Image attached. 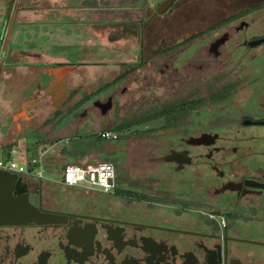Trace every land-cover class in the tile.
I'll return each instance as SVG.
<instances>
[{
	"label": "flooded vegetation",
	"instance_id": "af4514ba",
	"mask_svg": "<svg viewBox=\"0 0 264 264\" xmlns=\"http://www.w3.org/2000/svg\"><path fill=\"white\" fill-rule=\"evenodd\" d=\"M106 1L110 15L93 27L119 36L109 51L156 70L161 105L139 120L164 119L158 173L147 177L157 188L120 184L116 165L106 195L15 174L14 196H27L44 222L0 225V264H264V0H173L161 13L169 0L147 12L140 0ZM114 94L93 105L104 114ZM205 103L210 126L174 139L173 118Z\"/></svg>",
	"mask_w": 264,
	"mask_h": 264
},
{
	"label": "rangeland",
	"instance_id": "374dc122",
	"mask_svg": "<svg viewBox=\"0 0 264 264\" xmlns=\"http://www.w3.org/2000/svg\"><path fill=\"white\" fill-rule=\"evenodd\" d=\"M125 1L128 2L127 5H132L133 0ZM15 2V0H0V56L7 52V56L11 54L14 58H18L17 62L14 61L15 63H28L27 58L17 54H22V52L26 54L28 51H23L26 48L32 50L44 47L45 49L40 51L48 54L46 58L50 55L52 61L42 62L41 66L36 68L28 78L18 77L8 67L6 74L0 72V86L3 83L15 85L18 81L25 87L24 89L21 86L20 92L22 93L19 96L26 97L31 93L30 89H41L42 86L48 85L50 80H55L56 76L51 75L50 72H53L54 66L57 67L60 63L66 64L62 56L67 58V64L71 65H75V60L85 59L80 62L82 65L78 70H68L69 72L63 76L62 79L68 84L67 88L71 92H68V97L60 108L50 107L48 113L45 109V113L40 112V116H34L30 122L20 120L17 125L18 129L16 123L12 122L15 114L6 116L4 113L5 116L0 117V137L2 138L0 146H10L1 151L2 154L6 152L4 155L8 156L0 155V159L4 157L3 160L8 163L27 161L29 162L27 170L33 171V174L40 172L42 179L59 188L62 186L65 164L96 162H109L116 165V181L120 184L124 180H131V183L135 185L157 188V184H153L154 181L156 182L155 177L149 179L147 177L158 173L159 168L156 164L160 156V148L162 143L167 141L161 139L162 134H159L161 127L165 124L164 119L157 118L121 131L112 130L121 123L138 120L142 116L155 113L157 108L155 103L158 106L161 105L158 102L161 91L155 87L156 70L154 67L149 63L139 68L120 64L124 60L116 57L118 52L111 53L108 43L100 42L99 39L97 41L95 32L94 34L89 33V19L86 17L79 19V15L73 18L77 10L72 7L76 6L77 1L63 4L62 0H51L53 8L50 10L40 4H27V2L20 4L19 8H26L28 11L23 13L28 19L27 24H14L6 43L8 26L12 21L16 6ZM154 2L155 0L136 1L138 6L136 9L138 12L140 9L146 12L150 9L155 10ZM7 6L10 7L9 13L8 9L6 10ZM123 8H126V3L123 4ZM19 12L17 16L22 14ZM130 13L135 15L133 10ZM92 29L94 31L103 30L97 27ZM129 32H132L129 36L137 37V26L130 27ZM152 32H155V26H152ZM137 44L138 42L135 45ZM131 48L130 54L137 56V46ZM58 59L63 61H57ZM129 61L125 60V62ZM43 65L45 71H43ZM3 66H7L6 59L3 61ZM133 67L131 74L126 79L120 80L121 73ZM177 76L175 80L172 79L168 83V86L174 85V90L176 86L181 85L180 75ZM114 81L117 83H113L112 87L109 86ZM123 88L127 89L124 93L121 92ZM112 90L115 92L112 107L102 114L93 103L94 101L104 103ZM3 93L0 98L5 100L7 95H5L6 92ZM13 95L15 96V93ZM174 96L175 93L172 98ZM12 100H18V98H12ZM206 107V103L201 104L193 112L184 110L185 113H182L180 117L173 118L178 126L175 125L174 129H177V132L172 137L176 139L180 133H191L209 127L210 120L212 123L213 119L209 117ZM4 110L6 109H2ZM214 127L217 126L213 125L211 128ZM102 133H108L109 136L106 142L99 143L96 139ZM32 159H36L37 162L31 163ZM68 189L82 190L87 194L106 195L85 188ZM173 192L185 194L187 189H180L176 186ZM73 193L78 194L79 192L73 191Z\"/></svg>",
	"mask_w": 264,
	"mask_h": 264
},
{
	"label": "crops",
	"instance_id": "0c3cea01",
	"mask_svg": "<svg viewBox=\"0 0 264 264\" xmlns=\"http://www.w3.org/2000/svg\"><path fill=\"white\" fill-rule=\"evenodd\" d=\"M15 1H16L15 2L16 6L14 7V13L12 16V21L10 22V24L8 26L9 28H8V32L6 35V41H5L6 43H7V40H9V37H10L9 34H11V30H12V27L14 24H17V25H26L27 24L28 19L23 15V13L27 10H26V8H22L23 10L21 8H19L20 4H26V2H27V4L32 3V4H40V6L44 5L43 7H45V9H48V10L53 8L52 3H50L51 0H27L26 2H25V0H15ZM62 1L64 2L63 4H69V3H73V2L75 3L77 1L76 6L72 7V8H75L77 10L76 15L73 16V18H75L77 15H79V19H84L83 17H86L87 19H89V22H88V26L90 29L89 33L94 34V32H95L94 35L97 38V41L99 39L100 42L109 44L111 42L110 40H112L113 37L114 38L119 37L118 35H116L114 33L109 34V35L107 33L102 34V32L99 33L97 30L94 31L92 29L93 26H100L102 23H104V21L106 20V18L109 15V10H104V7L100 6V5H103L106 0H62ZM120 1L122 2L124 0H120ZM115 3H117V0H115ZM9 9H10V7L7 6L6 10L8 11V13H9ZM19 9H21V10H19ZM19 11H21V12H19ZM18 12H19V14L20 13H22V14L17 16ZM16 16H17V18H16ZM92 42H93V40H92ZM30 49L31 48H28V49L26 48L23 50V51H28L26 54L24 52H22V54H17L20 57L27 58L29 60L28 63H25V62L15 63L14 61L16 60V62H17L18 58L17 59L14 58L11 54H10V56H7V54H6L7 52L5 54L3 53L2 56H0V72L3 74H6L7 72H5V71L9 67L12 70V73L16 74L18 77H25L26 76L28 78V76H30L34 73L36 68L41 66L42 62L52 61L50 59V57H51L50 55L48 58H46L48 54L40 51L42 49H45L44 47H39V49H37V48H34L32 50H30ZM4 51H5V47H4ZM4 59H6L7 66H3ZM62 59H64L65 62H67V60H66L67 58H64L62 56ZM62 59H58L57 61H63ZM84 59L85 58H81V60H75L76 61L75 65L68 64L70 66H67V65H63L62 63H60V64H58L59 66H57V67L54 66L55 68L54 67L52 68L53 72L58 71V73H61V75H60L61 82H60V80L58 81L57 78H54L55 83L59 82L60 83L59 85H62V87H63V89L61 90V91H63V93H60V95H59V92L56 90V87L52 85V83H54V80L53 81L50 80L48 85L42 86L41 89H30L31 93L28 94L26 97L25 96H19L22 93V92H20V88L22 85L18 81L16 82L15 85L4 84V83L1 84V86H0V97H1V94L3 92L4 93L6 92L5 95H7V97L5 98V100L0 98V102H1L0 103V117L3 116L4 113L6 116H8V115L13 116V114H15L14 120L12 122L16 123V128L18 129L17 125H19L20 120L25 121V122H30V120L34 116H37V117L40 116V112L45 113V109H47V113H48V111L50 110V107L55 108L58 106L60 108V106L63 105L64 100H66V97H67L66 95L68 94L67 86L65 85L62 78H63V76H65L69 72L68 70H74V71L78 70V68H80V66L82 65V64H80V62H82ZM8 61H9V63H8ZM91 66H93V65H91ZM42 67H43V71H45L44 65ZM53 72H50V73H53ZM1 80H3V79H1ZM16 80H18V78H16ZM52 86H53V88H52ZM23 88L25 89V87H23ZM55 91H57L56 94H55ZM13 93H15V96L13 95ZM12 98H18V100L14 101V100H12ZM4 105L6 107H4ZM2 109H6V110L2 111ZM1 140H2V138L0 137V141ZM9 147L10 146H0V155H4L6 152H4L2 154L1 151L3 149H7Z\"/></svg>",
	"mask_w": 264,
	"mask_h": 264
},
{
	"label": "built area",
	"instance_id": "2783aa9c",
	"mask_svg": "<svg viewBox=\"0 0 264 264\" xmlns=\"http://www.w3.org/2000/svg\"><path fill=\"white\" fill-rule=\"evenodd\" d=\"M105 139L108 133L101 135ZM31 163H36V159H32ZM27 161L17 163L15 161L6 162L0 159V170L14 173L19 176H33L41 178V173L33 174V171L27 170ZM115 179L114 165L109 162H96L89 164H65L63 167L62 185L68 188H85L97 191L101 194H108L113 186Z\"/></svg>",
	"mask_w": 264,
	"mask_h": 264
},
{
	"label": "water",
	"instance_id": "95a60500",
	"mask_svg": "<svg viewBox=\"0 0 264 264\" xmlns=\"http://www.w3.org/2000/svg\"><path fill=\"white\" fill-rule=\"evenodd\" d=\"M172 1L173 0L165 2L162 9L157 10V12L161 13V10L166 9ZM58 77L59 75L56 74V78L59 81L61 77ZM204 137H206V135H202L199 141H202ZM19 182L15 174L0 170V225H18L29 222L41 224L44 222V216L29 203L28 197L14 196V194H16L14 193V189Z\"/></svg>",
	"mask_w": 264,
	"mask_h": 264
},
{
	"label": "trees",
	"instance_id": "16d2710c",
	"mask_svg": "<svg viewBox=\"0 0 264 264\" xmlns=\"http://www.w3.org/2000/svg\"><path fill=\"white\" fill-rule=\"evenodd\" d=\"M150 120V119H149ZM147 120V121H149ZM143 122H146V121H143V120H134V121H131V122H126V123H121L119 124L117 127H115L114 131H121V130H124V129H128V128H131L133 126H136V125H139V124H142ZM103 134V133H102ZM107 139H105L104 137H102L101 135H99L96 139L97 142L99 143H102V142H106ZM8 156L7 154L4 155V157ZM3 157V159H4Z\"/></svg>",
	"mask_w": 264,
	"mask_h": 264
}]
</instances>
